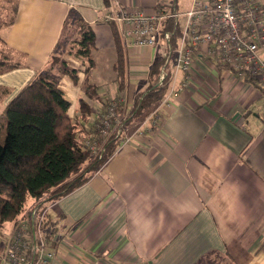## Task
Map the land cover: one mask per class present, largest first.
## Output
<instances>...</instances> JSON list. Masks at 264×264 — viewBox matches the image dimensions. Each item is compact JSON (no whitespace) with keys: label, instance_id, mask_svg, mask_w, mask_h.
Instances as JSON below:
<instances>
[{"label":"crops","instance_id":"obj_1","mask_svg":"<svg viewBox=\"0 0 264 264\" xmlns=\"http://www.w3.org/2000/svg\"><path fill=\"white\" fill-rule=\"evenodd\" d=\"M115 1L0 0V56L20 62L0 72V116L52 52L79 37V17L95 31V64L85 73L80 58L65 55L80 69L78 81L53 69L72 100L70 114H80L86 100L92 111L79 121L87 131L106 109L102 100L123 96L119 103L129 110L150 85L162 51L130 44L119 32L127 59L119 89L106 12L117 6L186 10L192 0ZM215 65L198 51L192 82L171 96L162 124L119 144L89 180L52 202L59 264H264V88ZM88 84L99 94H87ZM140 121L125 123V134Z\"/></svg>","mask_w":264,"mask_h":264},{"label":"trees","instance_id":"obj_2","mask_svg":"<svg viewBox=\"0 0 264 264\" xmlns=\"http://www.w3.org/2000/svg\"><path fill=\"white\" fill-rule=\"evenodd\" d=\"M106 1L110 5L111 0ZM111 25L118 50L117 83L122 90L127 75L126 53L116 23L111 22ZM77 27L79 37L70 40L65 48H56L47 64L3 109L1 116L4 115V120L0 119L1 225L13 224L35 201H55L89 180L113 155L124 135L118 129L103 134L100 117H96L85 131L79 116L87 120L92 106L84 99L81 100L80 114L71 115L69 112L72 100L60 86L53 69L59 67L78 81L80 69L69 66L65 55L80 58L85 64V73L95 64L92 56L95 31L81 17L77 20ZM163 63V56L154 61L150 85L136 96L129 110L118 103L120 115H125L124 124L149 112L164 97L168 80L163 84L158 81ZM19 65L20 62L7 53L0 56V72ZM97 89V86L88 84L86 91L94 96L93 92L99 94ZM0 92H4V88L0 87ZM118 99L115 101L120 102ZM111 102L102 100V110Z\"/></svg>","mask_w":264,"mask_h":264},{"label":"built area","instance_id":"obj_3","mask_svg":"<svg viewBox=\"0 0 264 264\" xmlns=\"http://www.w3.org/2000/svg\"><path fill=\"white\" fill-rule=\"evenodd\" d=\"M104 19L115 22L130 44L159 48L164 63L158 81L163 84L168 80L164 97L129 134H125V115L118 111L119 102L111 100L100 117V131H122L125 135L120 144L162 124L171 96L192 82L198 51L215 62L216 69L264 88V1L192 0L186 10L167 5L156 10L117 6L107 11ZM52 202L35 201L12 224L1 243L0 264H59L55 255L58 239L49 217Z\"/></svg>","mask_w":264,"mask_h":264},{"label":"rangeland","instance_id":"obj_4","mask_svg":"<svg viewBox=\"0 0 264 264\" xmlns=\"http://www.w3.org/2000/svg\"><path fill=\"white\" fill-rule=\"evenodd\" d=\"M148 114V112L147 113H145L144 115H142L141 116V119L142 118H144L146 115ZM4 115L3 116H1V121L2 120H4ZM89 142L90 141H92V140H88ZM13 227V225L11 224V223H8V222H6V223H4L3 225H1L0 224V255H1V253L3 252V247H2V241H3V239H4V236H5V234L7 233V232H9L10 230H11V228Z\"/></svg>","mask_w":264,"mask_h":264}]
</instances>
